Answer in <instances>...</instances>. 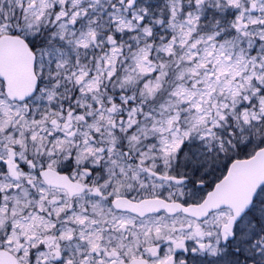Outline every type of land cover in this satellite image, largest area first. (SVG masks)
Returning a JSON list of instances; mask_svg holds the SVG:
<instances>
[{"label":"snow or ice","instance_id":"obj_1","mask_svg":"<svg viewBox=\"0 0 264 264\" xmlns=\"http://www.w3.org/2000/svg\"><path fill=\"white\" fill-rule=\"evenodd\" d=\"M0 264H264V0H0Z\"/></svg>","mask_w":264,"mask_h":264}]
</instances>
